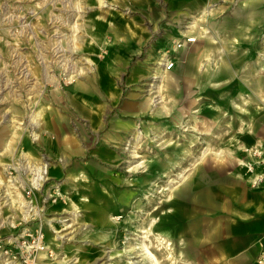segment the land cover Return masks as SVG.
Segmentation results:
<instances>
[{"label": "rangeland", "instance_id": "1", "mask_svg": "<svg viewBox=\"0 0 264 264\" xmlns=\"http://www.w3.org/2000/svg\"><path fill=\"white\" fill-rule=\"evenodd\" d=\"M243 2H211L209 21L197 24L208 27L212 67L223 58L228 68L196 86L191 74H203L194 64L172 80L162 67L132 81L140 59L122 75L110 55L112 25H149L162 0L150 9L137 0H0V264H153L147 249L161 264H202L178 218L166 221L173 200L195 191L208 203L200 184L218 182L219 170L248 180L252 166L264 183V89L260 99L255 87L260 79L264 88V0ZM246 7L249 18H231ZM151 97L160 99L154 110ZM75 98L97 113L83 116ZM110 130L116 140H105ZM102 144L115 162L98 154ZM37 166L48 173L35 187ZM112 176L121 179L108 189L116 204L104 190Z\"/></svg>", "mask_w": 264, "mask_h": 264}, {"label": "crops", "instance_id": "2", "mask_svg": "<svg viewBox=\"0 0 264 264\" xmlns=\"http://www.w3.org/2000/svg\"><path fill=\"white\" fill-rule=\"evenodd\" d=\"M137 1L149 9L153 3V0ZM162 1L163 8L158 10L154 5L149 25L141 24L137 19L133 18L130 22L125 20L121 27L112 25L107 32L113 39L110 55L117 71H120L123 75L124 71L128 70L130 63L133 64L134 61L140 59L141 65H134L132 68V81L139 79L140 76L147 77L152 71L156 73L157 60L164 53H168V56L175 62L174 68L166 72V79L172 80V78L177 76L180 77L181 74H187L188 68L192 64L195 67L197 66L199 70V64L202 61L205 49L203 46L205 41L198 34L201 31L197 28L186 32V35L197 36V41L193 43L185 42L180 49L175 48V41L183 38L181 28L186 21L194 18L192 16L201 13L211 2L219 0ZM242 10L243 15L236 14L235 10L231 18L234 20L236 18H249L247 7ZM207 21H209V15L207 16ZM227 21L226 18L225 24L222 25L223 27H227ZM200 22L202 21H197V24ZM212 24L214 23L212 22ZM241 26L242 24H238L231 29L232 32ZM241 52L243 54V51ZM110 70L107 74H104V77L105 75L107 77V75L113 74L112 69ZM199 72L202 73L201 71ZM194 75L197 76V74H191L190 79ZM259 76L261 75L259 74ZM74 103L77 104V108L82 107L83 116H88L87 114L89 113H97L94 106L89 104V102L87 103L86 100L81 99L80 102V98H75ZM131 103L136 106V109L134 108L131 111L136 112L138 111V106L143 104L137 101ZM115 126L122 131H128V128H131L130 124L120 122H117ZM115 135L116 133L110 130L106 133L105 140H116ZM72 143L71 146L73 145ZM103 148H105L104 144L101 145L98 154L104 160L115 162V154L112 151L106 152L107 149L103 152ZM104 170H98L96 173L101 174ZM51 172L60 174L62 169L55 166V168L51 169ZM218 176V182L209 183L205 186L200 184L201 188H208L206 190L210 191L206 195L209 197L208 203H206L207 199L205 198L200 201L194 200L197 193L195 191L190 195H182L180 199L173 200V208L175 210L168 213L169 218H164L168 222L178 218L180 230L183 231L182 237L185 241H189L193 249L197 251L196 255L202 264H258L256 259L263 248L260 247V244L264 245V183L253 187L250 178L247 180L243 175L230 172L229 170H219ZM120 180L116 176L108 178V183L104 186V190L107 191L106 196L109 202L114 200L115 204L118 203L119 199L115 201L116 198L114 199L112 194H109L108 189L110 184L119 188L121 184L118 182ZM198 180L203 181L204 179L199 178ZM86 184L89 185V183L85 182L80 183V185ZM98 186L94 188V191L98 189ZM200 187L197 186L198 189ZM211 211L212 213H210Z\"/></svg>", "mask_w": 264, "mask_h": 264}, {"label": "bare ground", "instance_id": "3", "mask_svg": "<svg viewBox=\"0 0 264 264\" xmlns=\"http://www.w3.org/2000/svg\"><path fill=\"white\" fill-rule=\"evenodd\" d=\"M260 1L261 0H245V2H243V6H249L253 2H260ZM101 3H103V2H101ZM211 10H212L211 8H209V9L206 8L201 13L197 14L196 16H194L195 18L193 20L192 26H196L197 25V21L205 22L207 20L206 19V16L209 15V13H210ZM208 33H209V30H207L206 28H202L201 32H199L198 34L200 35V38L205 39V38H208ZM234 42H237L238 43L239 40L238 39H234ZM211 49H212V47H209V46L205 47V49L203 51L202 61L201 62L199 61L200 64H199V70L198 71H201L203 73L202 79H199L196 75H194V77H192V80L193 81L191 83L196 84L198 82H201V84H210L211 78H213L215 76H218V75H221V74H223L225 72L224 70H227V68H228L227 67V62L223 58L218 59L220 61V63H217L216 65H214L215 67H212V64L211 63L213 62V59L211 58V53H212V50ZM167 57H168V53H165L164 54V58L157 65V71H156V73H158V69H162V67H164V65L166 63L165 58H167ZM261 66H263V68H264V64L263 65L261 64ZM197 69H198V67H197ZM263 71H264V69L262 71H259L258 72V75L259 74L261 75V72H263ZM157 77H159V79L162 81V77L161 76H155L154 77L155 80H156ZM161 86H162V84H160V83L159 84H153L151 86L150 91L153 92V89H156L159 92ZM255 87H256V90L258 91L257 92L258 96H260L259 93L263 92V89H264L263 88V84L261 83V80L260 79L257 82H255ZM263 99H264V95H263ZM159 100L160 99H154L152 97H151V99H149V104H151V106H152V107L151 106H148V107H151L150 110H152V109L154 110V104H156V102L159 101ZM129 106H131V104H129ZM36 119H34V120H36ZM35 137H38V135H35ZM65 142H69V139H66ZM208 154H209V152L207 150H205L204 153H203V156L205 157ZM30 171L34 175L33 178H32V181H33V185L36 187V186L40 185V183H41L42 180L45 179L44 177H45V174L48 173V168L46 169V167H44V166H41V167L40 166H37V167H34V168L30 169ZM257 176H258V171H255V172H252L250 178L251 179H257ZM0 182H2L1 178H0ZM13 202H15V201H13ZM21 206H22V208L27 207V206L29 207V205L27 203H25V202L23 204H21ZM31 214L32 213L30 212V209H26V210L23 209L24 219H27ZM149 250L147 249V252H148L149 257H150L151 261L153 262V264H161L160 261L158 260V258L154 254H152ZM45 253H46V250H43L42 251V255H45Z\"/></svg>", "mask_w": 264, "mask_h": 264}, {"label": "built area", "instance_id": "4", "mask_svg": "<svg viewBox=\"0 0 264 264\" xmlns=\"http://www.w3.org/2000/svg\"><path fill=\"white\" fill-rule=\"evenodd\" d=\"M192 24H193V19L189 20L187 22V24H185V28L181 29V34H182L183 38L180 39V40L175 41V48L176 49H180L185 42L193 43V42L197 41V36L186 35V32L190 31L193 28H195V29L197 28L196 27L197 25L196 26H192ZM164 54H162V56L160 57L159 62H161L162 59L164 58ZM165 60H166V63L164 65V67H163L164 70L165 71H171L174 68V66H175V62L169 56L167 58H165ZM260 154H261V152H259V151L254 152L255 156L260 155ZM262 162L264 163V159L262 160ZM249 170H251L253 172L254 168L251 166V167H249ZM262 180H263V177L258 175L257 179H253L252 180V184L253 185H259L262 182ZM34 243L36 244L37 249L39 248L42 251L45 250V247L43 245L42 239H41V237L38 234H37V237H36ZM259 264H264V251H262V253L260 255Z\"/></svg>", "mask_w": 264, "mask_h": 264}]
</instances>
